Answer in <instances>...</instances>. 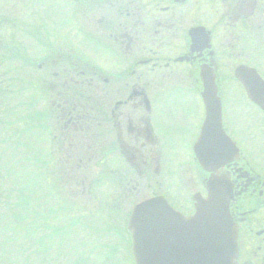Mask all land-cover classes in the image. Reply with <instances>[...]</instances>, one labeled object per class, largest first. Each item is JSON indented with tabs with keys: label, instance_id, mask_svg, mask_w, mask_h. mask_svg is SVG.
<instances>
[{
	"label": "flooded vegetation",
	"instance_id": "flooded-vegetation-1",
	"mask_svg": "<svg viewBox=\"0 0 264 264\" xmlns=\"http://www.w3.org/2000/svg\"><path fill=\"white\" fill-rule=\"evenodd\" d=\"M67 2L82 25L80 39L95 41L111 59L92 62L67 46L66 59L44 62L48 216L79 226L92 204L94 221L124 226L138 205L164 197L191 217L211 178L226 176L236 195L230 211L239 226L238 264H264L263 176L242 155L207 172L194 151L206 120L201 70H215L224 106L227 69L249 66L247 55L264 39V0ZM92 13L99 23L87 34L84 15ZM198 29L209 44L203 37L193 45ZM222 125L233 139L224 109Z\"/></svg>",
	"mask_w": 264,
	"mask_h": 264
},
{
	"label": "rangeland",
	"instance_id": "rangeland-1",
	"mask_svg": "<svg viewBox=\"0 0 264 264\" xmlns=\"http://www.w3.org/2000/svg\"><path fill=\"white\" fill-rule=\"evenodd\" d=\"M50 1L52 3L50 6H48V0H4L3 2H1L0 25L1 23H3V25L2 27H0V39L6 40V45H11L13 43L15 45L18 43L19 48H21V50H24L22 52L24 54L25 60L27 61V59L30 58L33 63L32 66L35 63L41 61V59L47 55V52L43 48L42 52L37 51L35 53V51L33 50H41V48L36 46L37 43H34V40L37 42H41L45 37L47 38V42L50 41V43H52V48L50 49V52H48L45 61H48L49 59H66L68 56H61V50L63 48H66L67 46L75 48L77 50V54L81 52L86 59L92 62L95 61V59H103L104 61H107V59H111V57H108V52L100 49L98 45H95V41H91L87 37L83 39L84 41L80 39L79 30L83 28L81 27V24L77 23L76 19L71 18L68 15L72 13L70 4L68 2L66 3L67 0ZM88 1L90 3V0ZM46 6H48V8H46ZM53 6H55V11L53 12L54 15L51 13V10H54ZM95 9L96 8L92 9L94 10L92 12L99 11L98 9ZM84 16L86 33L88 34L94 32L93 28H96L97 24L99 23L95 21L96 18L94 17V13H92V15L87 14ZM36 27L42 29L43 33L40 30L39 34L33 36L34 40H32L28 36L24 37V32L30 31L32 28ZM44 27H48V33H45ZM11 48L14 49L13 47ZM50 54H53L52 57L50 56ZM11 60L8 63L12 62ZM44 62L42 64L45 66L39 71H36L32 66L31 68L27 69L23 66L21 69H19L20 66H17L15 71L19 79L25 80L26 86H29L28 80L34 81V87H36V90L39 91V95L45 94V98H43L45 100V104L40 103L39 105L42 111H46L48 113V100L45 84V80L48 81V77L46 72L47 65L44 64ZM13 68V64H8L7 66L2 67L0 69V75L2 76L1 80L4 79L5 75H8V77L11 78L9 74L10 72H13ZM260 69L264 72V68ZM233 71L234 67H230L227 69V75H229V78L228 81L223 84L225 94L227 96V93L229 92L231 96H242L239 85L233 81ZM12 77H14V74ZM21 86L22 85L20 83H12V87H10V89L11 91L17 92ZM3 88H5V86ZM34 90L35 89L33 88L32 91L34 92ZM27 94L28 93H26V95ZM21 102L22 104L28 103V97L24 96L23 99H6V103L11 106V110L14 109L15 105H21ZM3 106L4 104L0 103V113H2L3 111ZM192 106L195 107V105ZM10 114L8 115V117H6V119L10 118ZM28 121L29 119L27 117H22V119L20 120L22 128H25L27 126ZM226 121L227 123H229V126L231 128L230 130L233 133L234 137L238 139V141L244 148V154L247 159L250 160L252 165L257 170H260L264 175V115L250 108L249 103L244 98H242L238 103L233 100V103L230 104L229 111L226 113ZM46 124L48 125V121H46ZM26 142L30 143L32 142V140L29 141L28 138ZM28 145L29 147H32L31 144ZM25 147L26 148L22 147V149H20V147L18 146V148L22 152V160H20V166L18 170V184L22 182L23 184L27 185V190L29 192V186L31 184L30 175L31 173H34L36 171V164L33 168V165H31L29 159L30 149L27 146ZM44 151L45 149H41L33 154L34 157L37 156V159L40 158V164H38L37 167L41 170H45L44 165L46 164V156ZM40 173L41 172L38 173V177H41ZM22 179H24V181H22ZM23 184L21 185V187H24ZM13 188V181L11 180L9 186H0V192L2 193L4 189L12 191ZM87 204L89 203L86 202V205ZM87 207V209L93 210L92 206ZM91 216H95V213L91 212ZM94 222L95 221H91L89 222L87 227H84V233L79 239L80 242L84 241L85 243L84 247L87 252L86 255L89 256V261L92 262L91 264H135L130 252L132 248L131 239H129V236L126 234L125 227L99 226V223L95 224ZM25 229L23 230L22 234H18L14 239H27L24 235L25 233L28 234L31 229L29 227H25ZM54 230L55 229L53 227L43 229L40 228L38 234H36V236L34 235L33 238L39 239L44 234L46 236L50 235L54 237V235L52 234ZM72 234L76 235L77 232H75L74 230ZM6 235L7 229L4 230V233L3 228L0 229V246L3 242L2 238H4ZM25 244L26 243H23L24 249H28L27 251H30V247ZM41 246L47 247V245L44 243ZM43 249L46 250L45 248ZM53 251L59 253V249L56 247L55 249H53ZM82 260L87 261L84 254L82 255ZM1 263L3 264V261H1Z\"/></svg>",
	"mask_w": 264,
	"mask_h": 264
},
{
	"label": "water",
	"instance_id": "water-1",
	"mask_svg": "<svg viewBox=\"0 0 264 264\" xmlns=\"http://www.w3.org/2000/svg\"><path fill=\"white\" fill-rule=\"evenodd\" d=\"M206 39L205 43L209 44ZM194 42L200 43V37L194 36ZM236 76L251 100L264 110V81L256 71L241 67ZM202 77L208 121L219 120L221 102L215 73L205 70ZM214 135L218 137L211 141ZM215 141L220 144L219 148ZM195 150L206 170L211 166L216 170L226 163L225 158L234 161L239 154L220 127H205ZM232 189L226 178L213 181L209 199L199 203L196 215L190 219L176 213L164 199L138 206L129 226L136 264H237L238 227L229 210Z\"/></svg>",
	"mask_w": 264,
	"mask_h": 264
},
{
	"label": "trees",
	"instance_id": "trees-1",
	"mask_svg": "<svg viewBox=\"0 0 264 264\" xmlns=\"http://www.w3.org/2000/svg\"><path fill=\"white\" fill-rule=\"evenodd\" d=\"M24 240V239H23Z\"/></svg>",
	"mask_w": 264,
	"mask_h": 264
}]
</instances>
